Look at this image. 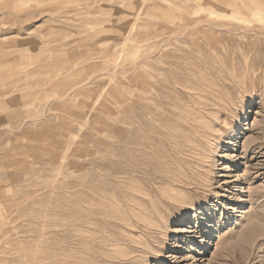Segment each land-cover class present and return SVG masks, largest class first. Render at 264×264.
<instances>
[{
	"label": "rangeland",
	"instance_id": "rangeland-1",
	"mask_svg": "<svg viewBox=\"0 0 264 264\" xmlns=\"http://www.w3.org/2000/svg\"><path fill=\"white\" fill-rule=\"evenodd\" d=\"M0 264H264V0H0Z\"/></svg>",
	"mask_w": 264,
	"mask_h": 264
},
{
	"label": "bare ground",
	"instance_id": "bare-ground-1",
	"mask_svg": "<svg viewBox=\"0 0 264 264\" xmlns=\"http://www.w3.org/2000/svg\"><path fill=\"white\" fill-rule=\"evenodd\" d=\"M189 13V12H188ZM172 25V24H171ZM170 39V38H169ZM177 39V38H176ZM157 52V51H156ZM163 52V51H162ZM153 56V55H152ZM138 60V59H137ZM145 62V61H144ZM133 72V71H132ZM131 72V73H132ZM151 73V72H150ZM181 91V90H180ZM215 95V94H214ZM230 99V98H229ZM171 100V99H170ZM225 102V101H224ZM234 102V101H233ZM232 102V103H233ZM170 104V103H169ZM136 106V105H135ZM150 108V107H149ZM166 108V107H165ZM199 108V107H198ZM224 108V107H223ZM203 109V108H202ZM217 109H219V108H217ZM204 110V109H203ZM228 110V109H227ZM224 112V111H223ZM229 112V111H228ZM218 113V112H217ZM221 113V112H220ZM230 113V112H229ZM224 114V113H223ZM203 115V114H202ZM226 115V114H225ZM222 117V116H221ZM221 117H219V118H221ZM167 118V117H166ZM193 119V118H192ZM194 120V119H193ZM221 121V120H220ZM216 123V122H215ZM217 124V123H216ZM170 125V124H169ZM225 126H226V124H225ZM219 127V126H218ZM177 128V127H176ZM215 128V127H214ZM219 129V128H218ZM216 130V129H215ZM220 131V130H219ZM221 134V133H220ZM219 135V134H218ZM217 137V136H216ZM220 137V136H219ZM218 139V138H217ZM219 140V139H218ZM213 142V141H212ZM204 143V142H203ZM185 144V143H184ZM209 144V143H208ZM168 145V144H167ZM207 146V145H206ZM186 147H188V146H186ZM212 147V146H211ZM216 149V148H215ZM167 150V149H166ZM214 150V149H213ZM217 152V151H216ZM215 152V153H216ZM203 154V153H202ZM205 155V154H204ZM207 155V154H206ZM209 155V154H208ZM183 157V156H182ZM195 157V156H194ZM184 158V157H183ZM206 159V158H205ZM215 159V158H214ZM194 160V159H193ZM202 160V159H201ZM212 162H214V161H212ZM200 164V163H199ZM215 164V163H214ZM205 167V166H204ZM177 172V171H176ZM157 173V172H156ZM127 175H129V174H127ZM150 175V174H149ZM173 175H174V173H173ZM202 176V175H201ZM204 177V176H203ZM146 178V177H145ZM149 178V177H148ZM156 178V177H155ZM208 179V178H207ZM168 181V180H167ZM162 182H164V181H162ZM159 184V183H158ZM167 184V183H166ZM192 184V183H191ZM134 184H132V186H133ZM174 185V184H173ZM135 186V185H134ZM142 187V186H141ZM177 187H179V186H177ZM181 188V187H180ZM184 188V187H183ZM187 188V187H186ZM191 188V187H190ZM182 189V188H181ZM191 191V190H190ZM173 193V192H172ZM144 195V194H143ZM157 197V196H156ZM190 199V198H189ZM164 202V201H163ZM168 202V201H167ZM102 205V204H101ZM166 205V204H165ZM187 206V205H186ZM171 209V208H170ZM182 209V208H181ZM168 211V210H167ZM83 212V211H82ZM128 215V214H127ZM132 216H133V214H132ZM136 216V215H135ZM155 216V215H154ZM165 216H167V215H165ZM134 217V216H133ZM181 217V216H180ZM91 219H93V218H91ZM166 219V218H165ZM181 220V219H180ZM164 222V221H163ZM122 223H123V221H122ZM162 223V222H161ZM166 223V222H165ZM135 225V224H134ZM161 225H163V223L161 224ZM181 225V224H180ZM165 226V225H164ZM165 228H167V227H165ZM150 230V229H149ZM157 231V230H156ZM159 231V230H158ZM163 232V231H162ZM158 233V232H157ZM155 234V233H154ZM104 241V240H103ZM107 241V240H106ZM105 241V242H106ZM114 241H116V240H114ZM104 243V242H103ZM110 245V244H109ZM112 245V244H111ZM149 247H151V246H149ZM137 248V247H136ZM132 251H134V250H132ZM148 252V251H147ZM153 252V251H152ZM155 253V252H154ZM153 253V254H154Z\"/></svg>",
	"mask_w": 264,
	"mask_h": 264
}]
</instances>
